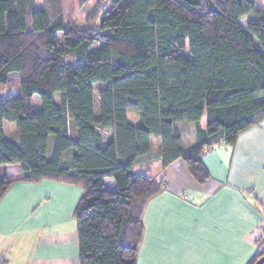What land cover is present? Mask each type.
<instances>
[{"label": "trees", "instance_id": "1", "mask_svg": "<svg viewBox=\"0 0 264 264\" xmlns=\"http://www.w3.org/2000/svg\"><path fill=\"white\" fill-rule=\"evenodd\" d=\"M47 3L0 0V84H19L0 99V168L81 186L80 264H139L145 206L165 188L153 161H183L204 183L203 154L264 121V10L255 0H94L83 28L65 24L61 0ZM13 182L0 174V200ZM263 256L264 246L248 264Z\"/></svg>", "mask_w": 264, "mask_h": 264}, {"label": "crops", "instance_id": "2", "mask_svg": "<svg viewBox=\"0 0 264 264\" xmlns=\"http://www.w3.org/2000/svg\"><path fill=\"white\" fill-rule=\"evenodd\" d=\"M202 161L210 175L204 183L183 161L164 169L161 161L150 165L165 188L145 206L139 264H248L253 257L264 238V121L235 146L206 151ZM0 174L14 181L0 200V264H80L78 233L67 225L82 191L48 178L20 181V164L2 165ZM41 201L45 212H39ZM47 224L52 239L33 240L32 232ZM23 245L28 257L18 258Z\"/></svg>", "mask_w": 264, "mask_h": 264}, {"label": "rangeland", "instance_id": "3", "mask_svg": "<svg viewBox=\"0 0 264 264\" xmlns=\"http://www.w3.org/2000/svg\"><path fill=\"white\" fill-rule=\"evenodd\" d=\"M255 2H256L255 7L257 10H264V0H255ZM35 3H36V7L39 9H42L43 7L44 8L49 7L47 0H35ZM93 3H94V0H88L84 4H82L79 0H61L60 6H61V9L63 11V18H64L65 24L68 25L71 21H74L79 27L84 28L86 26L87 17L89 16V13H90V10H91ZM254 16H255V14H250L248 16V18H253ZM9 95H19V84H18V80L16 78V75L11 77V80L7 85H1L0 84V99H4ZM32 103H33V109L35 111L41 109V101H40V97L38 95H35L33 97ZM130 117L132 120H136L135 114H131ZM181 128H182L181 138L183 140L184 146L188 147L189 145H191V143L193 141L195 124L194 123H186V124L182 125ZM11 132H12L13 138L16 139V137H18L17 136L18 131H17L16 124H14V123L11 125ZM52 143H53V138L50 137V139H49V150H51V148H52ZM152 146H153L152 154L155 155L157 153V151L159 150V141H158L157 137L153 138ZM57 182L62 183L65 186H68L70 189L72 188L71 190L82 191L81 186L78 184L74 185V184H70L68 182L58 181V180H57ZM44 203H45L44 201H41V204L39 206V212H45V210L48 209V206L45 205ZM75 208L70 212L74 213ZM59 210L61 212H68L69 211V210H67V208H64L63 210L60 208ZM43 218L44 219H41V221L46 220L45 215H43ZM46 223H48V220H46ZM67 228H69L71 234L74 233L73 235L77 236V225H76V219L74 218V216H73L72 220L69 222V224L67 225ZM51 229H52V225H50V224H47L45 226H41L40 230L38 232H35V231L32 232V239L36 240L40 237L45 238L46 237L45 235H47L49 238H51V236L55 235L54 232L50 233ZM24 235H26V234H24ZM44 238H43V241L47 240V238L46 239H44ZM22 249L24 251L18 252V258H27L28 253H29L28 247L23 245Z\"/></svg>", "mask_w": 264, "mask_h": 264}, {"label": "built area", "instance_id": "4", "mask_svg": "<svg viewBox=\"0 0 264 264\" xmlns=\"http://www.w3.org/2000/svg\"><path fill=\"white\" fill-rule=\"evenodd\" d=\"M263 246H264V238H263L262 242L257 246V249H256L254 255H255L256 253H258V252L262 249ZM254 255H253V256H254Z\"/></svg>", "mask_w": 264, "mask_h": 264}, {"label": "water", "instance_id": "5", "mask_svg": "<svg viewBox=\"0 0 264 264\" xmlns=\"http://www.w3.org/2000/svg\"><path fill=\"white\" fill-rule=\"evenodd\" d=\"M255 264H264V256L261 257Z\"/></svg>", "mask_w": 264, "mask_h": 264}]
</instances>
